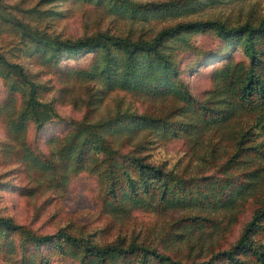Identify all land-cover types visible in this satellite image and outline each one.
Wrapping results in <instances>:
<instances>
[{"label": "rangeland", "instance_id": "rangeland-1", "mask_svg": "<svg viewBox=\"0 0 264 264\" xmlns=\"http://www.w3.org/2000/svg\"><path fill=\"white\" fill-rule=\"evenodd\" d=\"M192 20H216L226 27L247 21L254 26L264 24V0H0V54L8 62L20 63L28 79L36 85L34 96L39 104L33 110L41 121L52 120L45 106L48 103L61 118L91 124H102L122 113L156 116L162 114L161 110L170 109L171 99L152 100L118 88H104L99 79L75 74L71 70L75 65L71 58L59 63L58 69L50 56L51 46L45 39L74 40L96 32L146 39L162 29ZM179 39H170L167 46H180ZM212 42L213 39L203 36L194 41L198 46ZM207 71L205 68L185 77L192 94L197 97L212 87ZM13 84L14 90L6 91V87ZM22 87L17 85L13 74L6 73L0 65V218L20 227L17 232L9 233L0 227V264H23L20 261L21 242L29 233L44 235L58 230L101 245L122 241L125 246L137 248L154 246L181 264L206 261L235 243L256 199L260 200L259 191L256 196H240L225 209L204 206L195 212L152 211L128 205L123 210L112 211L99 201V191L103 188L101 184L98 187L96 172L90 169L94 164L92 160L76 168V172L69 169L67 179H58L60 167L56 174L25 170L15 153L23 146L22 141L58 164L59 154L53 153L60 149L59 140L65 130L48 123L38 133L27 120L18 143L6 135V121L23 110L27 91L24 93ZM251 122L241 118L221 131L192 133L189 140H168L155 128L136 130L132 123L118 131L112 130L110 135L108 125L100 124L97 133L121 152H129L132 157L159 168L161 175L155 176L154 182H166L171 187L177 179L191 183L200 182L206 175L220 176L217 166L235 149L237 138L241 137L238 134L241 126L246 129ZM245 139L242 144L257 145L264 150V121L263 127L255 128L254 134ZM195 140L196 143L192 142ZM245 158L250 164L229 173L264 167V152L261 156L250 153ZM188 214L209 215L215 223L205 226L203 231L178 227L176 230L182 235L167 238L169 225ZM5 235L14 248L2 246ZM254 238L251 247L263 253L264 231ZM33 248L29 244L25 250L30 261L35 258ZM43 253L50 254L46 249ZM50 257L53 264L57 258Z\"/></svg>", "mask_w": 264, "mask_h": 264}, {"label": "trees", "instance_id": "trees-1", "mask_svg": "<svg viewBox=\"0 0 264 264\" xmlns=\"http://www.w3.org/2000/svg\"><path fill=\"white\" fill-rule=\"evenodd\" d=\"M199 36L213 39V42L198 46L194 41ZM174 37L181 38L180 46H167ZM45 41L51 46L50 56L58 69L59 63L71 58L75 64L71 70L75 74L99 79L104 88H118L152 100H172L170 109L166 112L161 110L162 114L156 116L122 113L100 123L108 125L109 135L112 130L118 131L132 123L136 130L155 128L168 140H189L192 133L221 131L241 118H245L247 123L252 122L246 129L241 126L242 131L238 133L241 137L237 138L235 149L217 166L220 176L206 175L200 182L195 180L191 183L177 179L173 186L168 187L166 182H154L155 176L161 175L159 168L132 157L129 152L123 153L118 147L114 148L111 141L103 140L97 133L100 124L61 118L49 103L45 106L52 120H39L33 110L39 104L34 96L36 85L28 79L20 63L8 62L0 54L2 68L13 74L17 85L23 86L24 93L27 91L23 110L6 121V135L18 143L27 120L38 133L48 123L65 130L59 140L60 149L53 153L59 154V166L48 155L40 154L34 146H26L22 141L23 146L15 153L24 169L32 173L41 170L56 174L60 167V180L67 179L69 169L76 172V168L92 160L94 164L90 169L96 172L98 187L101 184L100 188H103L99 189V201L112 211L123 210L128 205L152 211L179 209L195 212L204 206L225 209L230 208L240 196H256L259 191L260 200L256 199L257 203L250 210L235 243L197 264H256V261L264 264V252L259 253L251 247L254 237L264 231V167L229 173L250 164L245 155L255 153L261 156L264 152L257 145L242 144L245 138L247 140L254 134L255 128L263 127L264 24L254 26L247 21L226 27L216 20H192L162 29L146 39L96 32L74 40L53 37ZM97 60L100 63L96 64ZM205 68H208L212 87L197 97L192 94L185 77ZM14 88V84L8 85L6 91ZM192 142L196 143V140ZM214 223L209 215H183L169 225L167 238L180 237L182 233L176 230L178 227L203 231L205 226ZM0 227L6 233L20 229L4 218H0ZM6 237L2 246L14 248ZM29 244L34 246L33 261L25 255ZM21 247L20 261L23 264H51L50 255L57 258L53 264H181L154 246L137 248L125 246L122 241L101 245L62 230L44 235L29 233L22 239ZM44 249L50 253L49 256L43 253ZM247 259L252 260L249 262Z\"/></svg>", "mask_w": 264, "mask_h": 264}]
</instances>
